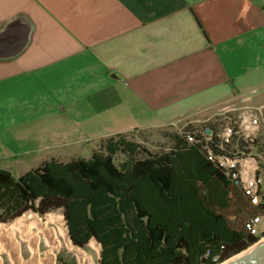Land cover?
I'll return each instance as SVG.
<instances>
[{
	"label": "crops",
	"instance_id": "crops-1",
	"mask_svg": "<svg viewBox=\"0 0 264 264\" xmlns=\"http://www.w3.org/2000/svg\"><path fill=\"white\" fill-rule=\"evenodd\" d=\"M245 104H264V0H0V169L17 177Z\"/></svg>",
	"mask_w": 264,
	"mask_h": 264
},
{
	"label": "trees",
	"instance_id": "trees-1",
	"mask_svg": "<svg viewBox=\"0 0 264 264\" xmlns=\"http://www.w3.org/2000/svg\"><path fill=\"white\" fill-rule=\"evenodd\" d=\"M166 137L158 152L119 134L89 158L0 169V222L62 210L74 246L100 245L98 264H221L257 243L245 222L262 209L180 132Z\"/></svg>",
	"mask_w": 264,
	"mask_h": 264
},
{
	"label": "built area",
	"instance_id": "built-area-1",
	"mask_svg": "<svg viewBox=\"0 0 264 264\" xmlns=\"http://www.w3.org/2000/svg\"><path fill=\"white\" fill-rule=\"evenodd\" d=\"M245 99L244 101H248ZM179 129L187 146L196 148L225 179L262 212L245 228L264 236V104L229 106L218 114Z\"/></svg>",
	"mask_w": 264,
	"mask_h": 264
},
{
	"label": "bare ground",
	"instance_id": "bare-ground-1",
	"mask_svg": "<svg viewBox=\"0 0 264 264\" xmlns=\"http://www.w3.org/2000/svg\"><path fill=\"white\" fill-rule=\"evenodd\" d=\"M47 219L52 222L54 218L49 215ZM48 223L38 218L36 214L29 213L12 223L3 225L1 235L6 241L3 246L0 245V254L5 253L10 264H56V251L66 248L74 254L77 264H98L83 249L72 244L66 227L55 228L48 226ZM0 226L2 227L1 223ZM16 231L21 234L22 242L26 244L28 259L23 257L20 240L14 237ZM91 242L98 246L99 250L101 249L95 240ZM41 243L46 248L43 252L40 250ZM0 264H2L1 256Z\"/></svg>",
	"mask_w": 264,
	"mask_h": 264
},
{
	"label": "rangeland",
	"instance_id": "rangeland-1",
	"mask_svg": "<svg viewBox=\"0 0 264 264\" xmlns=\"http://www.w3.org/2000/svg\"><path fill=\"white\" fill-rule=\"evenodd\" d=\"M221 111H218L216 113V115L219 116L218 114H220ZM196 124H199V123H196ZM180 128H181V126H170V127L157 128V129L147 131V132H139V133H135L134 135L133 134L128 135V139L142 145L143 147H145L146 149H148L151 152H158V151H161L164 149H169L172 146L173 142L171 140L167 139L166 134L167 133H177V132H179ZM104 145H105V140L100 141L96 146V150L101 149ZM83 155L85 157H88V158L91 157L89 150L84 151ZM123 159H124V157L122 155H116L115 156V160L117 163H119ZM29 213L36 214V213H33L32 211H29L25 214H29ZM49 215H51L54 218L52 222L48 221V219H47ZM36 216L38 218L44 220V221L49 222L48 226H52L55 228L66 227V222L64 220L62 210L52 211L43 217H41L38 214H36ZM12 222L13 221L8 222V223H1L0 222L2 224V227L0 226V232H1L0 233V245H2V246L6 241L5 237L1 235V234H3V225L9 224ZM263 225H264V222H263ZM17 233H18L17 231L14 233V237L16 239L20 240L21 246H22L23 257L25 259H28L29 254H28L27 249H26V244L24 242H22L21 234L20 233L17 234ZM263 239H264V236H262L259 241H261ZM45 249H46L45 245L43 243H41L40 244L41 252H43ZM81 249H83L94 262L98 263V260L100 257V250H99L98 246H96L94 243H92L90 241V243L85 248H81ZM246 250H244V251H246ZM0 256L2 258V264H10L8 257L5 253L2 252L0 254ZM59 257L61 258V260L63 262H65L67 264H77V260H76V257L74 256V254L72 252H69L66 248L56 251V264H59V260H58Z\"/></svg>",
	"mask_w": 264,
	"mask_h": 264
},
{
	"label": "water",
	"instance_id": "water-1",
	"mask_svg": "<svg viewBox=\"0 0 264 264\" xmlns=\"http://www.w3.org/2000/svg\"><path fill=\"white\" fill-rule=\"evenodd\" d=\"M222 264H264V240L255 243L246 251L231 257Z\"/></svg>",
	"mask_w": 264,
	"mask_h": 264
}]
</instances>
